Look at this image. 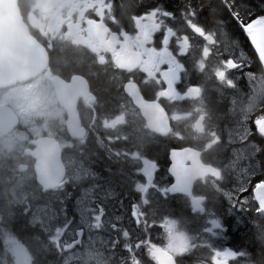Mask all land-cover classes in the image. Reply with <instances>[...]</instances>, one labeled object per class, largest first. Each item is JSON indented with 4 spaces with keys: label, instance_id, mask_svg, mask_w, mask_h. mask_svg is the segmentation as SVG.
<instances>
[{
    "label": "flooded vegetation",
    "instance_id": "1",
    "mask_svg": "<svg viewBox=\"0 0 264 264\" xmlns=\"http://www.w3.org/2000/svg\"><path fill=\"white\" fill-rule=\"evenodd\" d=\"M130 2L18 0L19 13L36 54L26 59V47H22L20 59L30 62L11 64L9 71H0V76H4L0 78V142L19 133L26 136L28 143L16 158L5 149L1 151L0 144V183L7 180L5 175L14 184L22 173L34 175L36 160L32 154L38 148L37 142H41L43 149V141H53L61 148L60 172L65 179L53 190H41L46 197L56 192L62 194L61 199L66 196L63 221L71 223L66 233L71 241L75 239L71 234L77 235L83 244L82 252H76L77 258L79 254L86 255L85 247L92 233L87 216L78 220L80 202L84 206L81 210L89 205L83 197L77 202L78 195L88 185L87 181L84 183L85 177L96 175L98 178L92 182H103L101 187L106 188L90 204L94 208L90 218L99 217L106 224L97 228L96 235L110 236L107 224L121 221L117 232L122 236L121 246L127 245L114 252V258L105 251L108 264H159L153 255L155 251L170 253L177 264H264V217L252 213H256L254 201L245 208L241 201L230 204L224 197L230 191L225 186L227 155L217 149L202 151V163L217 169L220 179L209 177L196 183L191 196L170 192L174 184L169 172L173 165L171 154L177 149V141L187 136L186 139L205 147L209 124L223 125V120L212 114L220 110L212 103L214 99L227 98L224 119L228 121L232 107L242 106L251 93L257 74L248 48L239 41L238 34L233 35L231 28H224L222 23L194 24L204 32L213 31L214 40L222 42L224 32L231 42L238 43L234 55L225 56L224 51L221 55L227 62L236 63L235 74L228 72L230 81H203L200 78L204 72L197 67L201 59L196 63L177 54L181 40L177 36L166 37V29L181 32L192 19L177 14L175 7L163 0L150 5L139 0L137 9ZM241 25L246 24L236 26ZM8 59H15V48ZM165 79L175 86V94L169 99L162 97ZM205 83L212 92L210 99L205 95ZM135 88L146 100L160 102L167 111L171 123L168 137L147 133L131 96ZM29 91L35 94L34 103L40 109L34 116L30 106L32 94L20 96ZM43 105L47 109L43 110ZM200 109L206 115L188 116L178 123L184 113ZM21 110L26 112L22 114ZM244 112L235 115L242 120ZM260 114L261 111L253 118L255 113H245L249 116L246 123L236 124L242 130L238 144L225 141L226 135L222 139L223 148L237 145L248 149L255 172L264 170L260 153L253 158V144L262 149L257 138L260 136L255 134ZM199 119L204 121L203 134L195 131ZM34 126L39 128L38 133L33 131ZM193 134L198 140L193 139ZM191 145L185 144L183 148ZM82 173L84 178L79 185L74 175L81 178ZM196 199H202L198 209L193 206ZM216 220L223 222V233L215 228ZM176 231L188 233L191 240L190 250L183 256L175 251ZM71 243L66 250L76 244ZM93 261L81 258L71 264Z\"/></svg>",
    "mask_w": 264,
    "mask_h": 264
},
{
    "label": "rangeland",
    "instance_id": "2",
    "mask_svg": "<svg viewBox=\"0 0 264 264\" xmlns=\"http://www.w3.org/2000/svg\"><path fill=\"white\" fill-rule=\"evenodd\" d=\"M185 32H188V34ZM172 36H177V38L181 40V42H179L177 54L186 55V58H190L196 63L199 58L202 60V64L200 66L197 65V67L202 68L204 72V77L200 79L203 81L206 80L207 82H216V80L220 79L221 83H225L227 80H229L231 75H229L228 72L233 73V67H235L236 63L233 61L227 62L228 59L224 60L219 58V56H216L215 53L219 52H215L218 49L213 47V45L215 43L219 45V41H212L214 40L213 37H215V33L213 31L205 30L204 32L200 29H197L195 25L191 23L181 32L179 30L175 32L171 29H166V37L171 38ZM223 36L225 42V52L227 51L229 55H233V50L237 49L238 43L231 42L228 38H226V34L224 32ZM201 41H204L202 45ZM205 85L208 89V91L205 92V95L211 98L212 92L209 89V84L205 83ZM253 90L254 96L252 98V102L254 104H258L264 99V78H255ZM29 93L32 94L30 106L32 105L31 114L34 116V114L37 115V113H40L38 103H34L35 94H33L32 91H29L25 92L23 95L20 94V96L25 98V96ZM12 97L13 95H11V98ZM242 105H244V102ZM233 108L234 110L237 109L236 111L239 113V108H242V106H235ZM26 109L28 110V106H26ZM45 109L47 108L45 105H43V110ZM201 110L202 109L199 111H189L186 113L190 116L206 115L205 112ZM23 112L26 111L21 110L22 114ZM231 114L232 116L227 119L228 121H225L224 119L223 125L221 127L215 123H212L211 126L209 124L206 146H197V148L201 151L217 149L227 155L225 167L228 171L225 181L226 184L228 181L231 184V187L230 191L226 192L225 199H227L231 204L245 200L243 201V205L245 208H249V201H251L253 197L250 180L255 170V168L252 166V163L251 166H249V150L242 147L232 148L231 146L223 148L225 147L222 141L223 135L227 136L225 141L240 142L241 140V127L236 126V124H238L237 121L239 122V115H235V111H233ZM222 118H226V116H222ZM33 131L38 133L39 128L34 126ZM193 139L198 140V137L193 134ZM27 143L28 140L24 134L16 133L0 142L1 151L5 149L10 153V156L16 158L22 154L23 148L27 145ZM5 178H7V180L0 183V226H3L4 224H7L13 220L15 221L22 219L24 217L23 213H25L28 216L29 223L32 226L42 230L43 235L41 237H43L45 247H50L56 250V254L52 258V261H49L48 258L43 255L40 257L41 262H36L33 260V258H31V264H71L76 263L75 261L81 260V258L85 260L89 259V261L95 260L93 261L95 262L93 264H108L110 261L107 260V256L104 253L105 251L109 252L108 257L114 258V252L121 250L122 247L125 248L127 246H121L122 236L117 232L121 225V221H115L107 224L109 227L110 236L107 234L102 237L96 235L98 228L97 224H99V227L106 225L105 222H103V219H99L98 221L97 219L90 218L92 215H90V211L92 210V213L94 210V208L90 205L92 204V200L96 198V194H100V190L101 192H104L106 189L101 187L103 182H92V180L98 178L96 175L85 177L86 180L84 179V183L87 181L88 185H84L81 188V193L78 195L77 202L81 201L79 199L80 197H83V199L89 201L88 208L85 210H81L84 206L82 205L83 201L80 202L78 210L80 218L78 220H82L83 217L87 216L88 229L89 232H92L89 235L88 245L85 247L86 255L81 256V254H79L78 258L76 252H82L80 251V245L82 246L83 244L77 235L75 236L74 234H71L75 237V239L72 241L68 238V232L66 233V231L71 223H64L63 221L62 214L66 209L64 205L66 203L64 201L66 196L61 199L62 194L56 192L46 197V195L43 194L41 188L37 185L34 175L22 173L21 177L17 179L15 184L14 182L12 183V179L6 175ZM74 178L77 181L76 183L81 185L84 175L82 173L81 178L78 175H74ZM0 180H2L1 174ZM19 208H22V210ZM230 211L233 212L232 209H230ZM232 212L230 213L232 214ZM208 230H211V228ZM2 232L4 235L3 245L7 248L10 256L15 260V264H24L25 250L23 246L13 238L7 229L2 230ZM174 240L175 251L179 256H183L186 254V252H188V250H190L191 240L184 232L176 231ZM71 242H76V244L68 251L66 250V247L72 245ZM142 242H145V240H142ZM62 256L63 260H61ZM27 262H29V260Z\"/></svg>",
    "mask_w": 264,
    "mask_h": 264
},
{
    "label": "water",
    "instance_id": "3",
    "mask_svg": "<svg viewBox=\"0 0 264 264\" xmlns=\"http://www.w3.org/2000/svg\"><path fill=\"white\" fill-rule=\"evenodd\" d=\"M245 30L250 34L252 43L256 46L255 52H259L260 57L264 58V19L252 22ZM22 47H26V59L36 54L27 28L22 22L18 0H0V71H9V65L23 62L20 59V55H23L22 51L20 52ZM14 48L15 59L9 60L8 56L13 53ZM29 62L30 60L23 63L27 64ZM45 63L43 52V67ZM173 93L174 86L169 83L164 95L168 98ZM138 94H134L133 97L146 121L147 128L162 137L168 136L170 123L163 107L158 103L144 101L142 96ZM202 121L200 119L196 124V129L199 132H203ZM257 127L259 131L264 132V119L258 122ZM37 145V151L32 154L37 161L35 167L37 183L45 189L54 188L63 180L65 175L60 172L62 169L60 165L61 148L53 141H43V149L40 141L37 142ZM171 159L173 165L170 168V174L175 180L170 188L172 194L188 196L191 195L193 186L198 180L205 179L208 176L219 179V172L211 166H205L200 159V152L194 148L175 150L171 154ZM253 195L257 205H264V183L256 186ZM153 255H155L159 264H177L175 259L165 251H156Z\"/></svg>",
    "mask_w": 264,
    "mask_h": 264
},
{
    "label": "trees",
    "instance_id": "4",
    "mask_svg": "<svg viewBox=\"0 0 264 264\" xmlns=\"http://www.w3.org/2000/svg\"><path fill=\"white\" fill-rule=\"evenodd\" d=\"M130 1L132 8H139V0ZM154 1L157 0H143V3L145 5H150ZM163 2L170 6H174L175 12L183 10V13H186L187 16L193 15L197 20L196 22H201L203 25L222 23L224 28L227 26L230 27L232 34H238L239 39L248 48L251 55L250 57L255 63V72L263 74V68L260 66V61L257 58L256 52L253 51L248 38L243 35L244 30L241 31V28L236 25L237 23L248 24L258 18H264V0H163ZM212 103L215 107L220 109L214 110V113H212L213 116L224 121L222 116L226 115L228 106L227 98H216ZM260 111V115H263L264 107ZM257 138L259 143L262 142V149H264V140L258 136ZM180 144L184 143L181 142ZM179 147H184V145H179ZM260 158L264 166V151L260 152ZM260 176L264 178V170ZM257 177L259 176H256V178ZM252 213L257 214L254 212ZM4 229H8L13 238L28 250L34 261L41 262L40 257L43 256L44 253H47V251L43 249L44 242L43 237H41L42 230L32 226L25 218L22 220H15L13 223H10L9 227L0 226V261H2L3 264H13L14 262V260L10 258L9 253L3 247V236L1 235V231Z\"/></svg>",
    "mask_w": 264,
    "mask_h": 264
},
{
    "label": "snow or ice",
    "instance_id": "5",
    "mask_svg": "<svg viewBox=\"0 0 264 264\" xmlns=\"http://www.w3.org/2000/svg\"><path fill=\"white\" fill-rule=\"evenodd\" d=\"M246 27H247L246 25H241V31H243V29ZM244 35H245V37L248 38V41H249L250 45L252 46L253 51L255 52L256 51L255 44L252 43L251 38L248 37V34L246 32L244 33ZM256 55H257L258 60L260 61L261 68H264V58L260 57L259 52H256ZM241 59L243 60L244 57L241 56ZM245 63L247 64L248 67H251V63H249L248 61H245ZM255 134L259 135L261 137V139H264V132H261L257 129ZM245 139H246V137H245ZM253 147L256 149L255 153L253 154V158H255V156L257 154H259L260 152L264 151V149H261L259 147V145L253 144ZM249 166H251V159L249 160ZM256 167L257 168L260 167V161L259 160L256 161ZM258 183H264V179L259 180ZM255 211H256L257 215H264V205L258 204ZM97 219H99V217H97ZM214 225H215V228L218 229L220 232H222V233L224 232V224L222 221L216 220L214 222ZM97 227H99V225H97Z\"/></svg>",
    "mask_w": 264,
    "mask_h": 264
}]
</instances>
